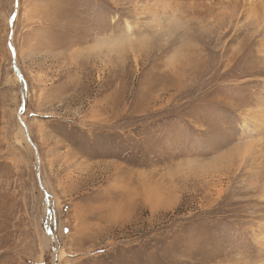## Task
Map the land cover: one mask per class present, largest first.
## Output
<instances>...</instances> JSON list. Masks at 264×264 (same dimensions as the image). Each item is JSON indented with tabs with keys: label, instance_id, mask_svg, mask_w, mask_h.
Wrapping results in <instances>:
<instances>
[{
	"label": "rangeland",
	"instance_id": "obj_1",
	"mask_svg": "<svg viewBox=\"0 0 264 264\" xmlns=\"http://www.w3.org/2000/svg\"><path fill=\"white\" fill-rule=\"evenodd\" d=\"M0 264H264V0H0Z\"/></svg>",
	"mask_w": 264,
	"mask_h": 264
},
{
	"label": "water",
	"instance_id": "obj_2",
	"mask_svg": "<svg viewBox=\"0 0 264 264\" xmlns=\"http://www.w3.org/2000/svg\"><path fill=\"white\" fill-rule=\"evenodd\" d=\"M10 37H11V33H10ZM9 46H11V42H10V40H9ZM14 69L16 70V72H17V74H18V77H21L20 72H19V70L16 68V66H14ZM22 107H23V103H22V106H21L20 109H22ZM18 118H19L20 122L23 124V126H24V128H25L26 135H27V129H26V126L24 125V122L22 121V119H21L20 116H18ZM27 137H28V136H27ZM41 188H42V190H43V192H44V198H45V201H48L47 193H46V191L44 190V188L42 187V185H41ZM47 207H48V204H47ZM48 213H49V215H50V217H51V216H52V213H51L50 207L48 208ZM51 218H52V217H51ZM47 232H48V234L50 235V237H51V239H52V244H53V247H54V236H53V234H52V230H51L50 225H48V231H47ZM54 251H55V260H56V259H57V254H56V250H55V248H54Z\"/></svg>",
	"mask_w": 264,
	"mask_h": 264
},
{
	"label": "bare ground",
	"instance_id": "obj_3",
	"mask_svg": "<svg viewBox=\"0 0 264 264\" xmlns=\"http://www.w3.org/2000/svg\"><path fill=\"white\" fill-rule=\"evenodd\" d=\"M28 138V137H27ZM48 222V221H47Z\"/></svg>",
	"mask_w": 264,
	"mask_h": 264
},
{
	"label": "snow or ice",
	"instance_id": "obj_4",
	"mask_svg": "<svg viewBox=\"0 0 264 264\" xmlns=\"http://www.w3.org/2000/svg\"><path fill=\"white\" fill-rule=\"evenodd\" d=\"M11 47V46H10Z\"/></svg>",
	"mask_w": 264,
	"mask_h": 264
}]
</instances>
